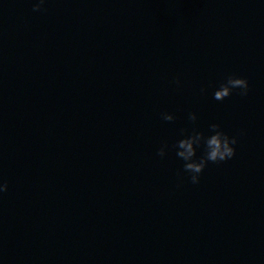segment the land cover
I'll return each mask as SVG.
<instances>
[{"label":"water","instance_id":"obj_1","mask_svg":"<svg viewBox=\"0 0 264 264\" xmlns=\"http://www.w3.org/2000/svg\"><path fill=\"white\" fill-rule=\"evenodd\" d=\"M37 2L0 0V136L150 264H264V0ZM214 123L235 156L192 184L172 146Z\"/></svg>","mask_w":264,"mask_h":264},{"label":"clouds","instance_id":"obj_2","mask_svg":"<svg viewBox=\"0 0 264 264\" xmlns=\"http://www.w3.org/2000/svg\"><path fill=\"white\" fill-rule=\"evenodd\" d=\"M46 0H38L34 4L33 11H46L43 8ZM177 85L180 84L179 79L175 80ZM249 82L247 79L238 78L234 75L228 76L224 83H221L219 89L214 92L213 98L217 101H223L230 97L233 90L239 89V94L246 97L249 93ZM204 91L203 89L201 90ZM162 119L167 122H173L175 117L171 114H162ZM189 120L195 123L197 116L195 113L189 114ZM210 136H205L203 132L193 130L191 134H187V130L182 129L181 135L185 138L178 140L172 147L176 150L178 158L184 161V172L190 175L192 184L200 182V176L207 167L208 163H221L232 159L235 156V148L238 143L236 137H229L225 134L219 124H211ZM168 145L164 144L158 151V155L163 158L166 155ZM204 148V155L197 159V148ZM8 186L6 183L0 184V193L6 192Z\"/></svg>","mask_w":264,"mask_h":264}]
</instances>
